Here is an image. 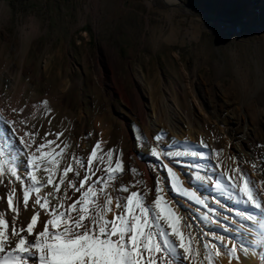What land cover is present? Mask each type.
I'll use <instances>...</instances> for the list:
<instances>
[{"label":"rangeland","instance_id":"374dc122","mask_svg":"<svg viewBox=\"0 0 264 264\" xmlns=\"http://www.w3.org/2000/svg\"><path fill=\"white\" fill-rule=\"evenodd\" d=\"M174 1L204 14L160 0H0V101L23 107L47 99L50 115L42 106L34 114L28 106L24 115L30 119L28 128L35 126L38 142H44L45 133L64 131L57 144L69 143L70 148L62 164L71 161L72 153L86 158L98 140L105 141V150H122L125 164L136 167L149 186L157 176H166L162 168L150 171L156 164L150 149L161 131L167 133L163 144L171 145L175 138L183 148L179 142L195 145L203 139L211 149H222L218 156L212 154V162L228 175L237 163L257 161L264 153L257 147L264 145V28H210L207 14H264V1ZM100 69L105 76L102 86ZM10 77L17 79L16 89L8 88ZM141 105L146 121L137 110ZM227 112L240 116L239 133L249 132L256 155L235 148L230 125L218 118ZM174 122L181 136L172 131ZM138 135L146 140L138 141ZM242 167L264 188V173L253 172L251 163ZM175 170L185 186L192 187L181 167ZM131 179L124 175L122 182ZM201 194L207 195L203 189ZM181 202L192 209L180 213L195 231L192 216L197 206ZM221 203L232 208L226 197ZM211 206L220 207L214 201ZM217 227L200 222L201 231ZM227 258L229 262L227 255L216 262Z\"/></svg>","mask_w":264,"mask_h":264},{"label":"snow or ice","instance_id":"6c2138e0","mask_svg":"<svg viewBox=\"0 0 264 264\" xmlns=\"http://www.w3.org/2000/svg\"><path fill=\"white\" fill-rule=\"evenodd\" d=\"M40 106L51 114L47 99L31 107ZM27 107L8 105L16 119H8L0 107V264H215L225 255L229 264H247L253 256L264 264V188L242 167L251 163L253 172L264 173V153L258 162L237 163L228 175L212 162V154L222 149H211L203 139L195 145L179 142L183 148L175 138L163 144L167 133L161 131L150 149L156 160L150 171L162 168L166 176L149 186L136 167L125 164L122 150H105V141L98 140L86 158L72 153L62 164L70 148L57 144L64 131L45 133L38 142L35 126L29 129L30 119L23 115ZM177 166L192 187L185 186ZM41 171L46 182L38 179ZM124 175L132 177L127 184ZM49 185L53 191L41 195ZM209 196L219 208L211 206ZM225 197L234 214L221 203ZM182 200L197 206L195 231L180 213L192 212ZM24 212L31 213L30 220L22 218ZM200 222L218 227L201 231Z\"/></svg>","mask_w":264,"mask_h":264},{"label":"bare ground","instance_id":"6f19581e","mask_svg":"<svg viewBox=\"0 0 264 264\" xmlns=\"http://www.w3.org/2000/svg\"><path fill=\"white\" fill-rule=\"evenodd\" d=\"M251 1H252V4H253V3L257 2L258 0H251ZM262 1H264V0H262ZM162 2L165 5H168V4L169 5H176L180 10L185 11V12L187 11V7L183 3H180V2H177V1H174V0H162ZM192 12L202 13L200 10L196 9L195 7H193ZM202 14H204V13H202ZM207 18L212 23L210 25V28L211 27L212 28H217L218 25H220V24H224V26L227 27V29L229 31H235V29L237 28L236 26L240 27L241 29L243 27H246V26H249V27L254 28L256 30H261V29L264 28V14H262L260 12H256L254 16H245L244 18H241V17L236 16V15H222V16L219 15L218 18H215V16L208 15V14H207ZM9 80H10V84L8 85V88L10 90L16 89L18 87L17 79H15L14 77H10ZM98 82L100 83L101 86L105 85V76H104V73H103V71L101 69L99 70V74H98ZM24 88H25V86H24ZM0 92H1V90H0ZM22 92H23V89L20 90V92H19L20 94L18 93V98L21 96ZM33 104H38V103L32 102V101H28L27 102V105L33 111L32 114H34L35 112L38 111V110H34L31 107ZM17 106L20 107L21 105L18 103ZM0 107L5 108L4 115L6 117H13L15 115V114L10 113V110L8 109V106L3 104L1 101H0ZM144 108H145V106L141 105V106H139L137 108V110H138L139 114L141 115L142 119L144 121H146V119L143 116V113L145 111ZM25 113H26V110H25ZM218 118L223 119V121L227 122L230 125L229 126V130H230V132L233 135V138L235 140V143H234L235 148H237V150H239V151H241V152H243L245 154L250 155L248 150L254 151V149H255L254 148V144L249 141L250 138L248 136V134H249L248 131H246L243 135L241 133H239L238 126H239V120L241 121L240 116L235 115L234 113L227 112L225 114H222V116L219 115ZM149 122L152 123V119L149 120ZM170 124H171L172 131L174 133L180 135L181 133L178 130V127H179L178 123L174 122V123H170ZM254 152H255V155H256V151H254ZM37 176H38V179H42V180H44L46 182V180H47V176L46 175H41V174L37 173ZM147 180H148V178H147ZM50 191H53V188H52L51 185L47 186L46 188H42L41 189V195H44L45 193L50 192ZM0 195H3L2 190H0ZM56 203H57V201L55 199H53L52 200V204L55 205ZM30 215H31L30 212H24V213H22V218L25 219L26 221L30 220ZM184 216H185V214H184ZM37 228L42 230V226H40L39 223L37 225ZM241 259L243 260V259H246V258H244L242 256V254H241ZM258 262L259 261H258L257 257H255V256L247 258V264H256ZM215 264H229L228 258H227V260L222 259V261L220 263L215 261ZM232 264H237V261L232 262Z\"/></svg>","mask_w":264,"mask_h":264},{"label":"water","instance_id":"95a60500","mask_svg":"<svg viewBox=\"0 0 264 264\" xmlns=\"http://www.w3.org/2000/svg\"><path fill=\"white\" fill-rule=\"evenodd\" d=\"M161 2H162V0H160ZM163 3V2H162ZM186 5V7H187V11L188 12H192V9H193V7L191 6V5H187V4H185Z\"/></svg>","mask_w":264,"mask_h":264}]
</instances>
